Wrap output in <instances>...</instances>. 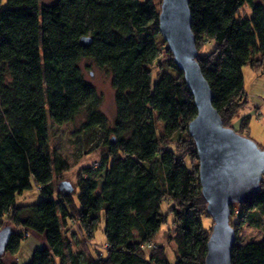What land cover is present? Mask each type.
I'll return each instance as SVG.
<instances>
[{
	"label": "trees",
	"instance_id": "1",
	"mask_svg": "<svg viewBox=\"0 0 264 264\" xmlns=\"http://www.w3.org/2000/svg\"><path fill=\"white\" fill-rule=\"evenodd\" d=\"M196 52L205 42L214 47L195 58L211 91V106L223 126L246 102L242 66L264 68V5L254 0H187ZM0 7V228L5 217L15 228L4 252L15 253L23 233L44 235L46 245L33 251L27 264H203L210 234L201 197L195 145L186 131L195 116L193 97L182 73L168 55L151 84L158 63V12L151 0H6ZM248 6L249 15H239ZM81 37L90 38L86 46ZM90 59L109 73L114 90V120L108 126L98 110L99 97L84 79L79 63ZM84 113L80 131H99L103 140L96 165L80 168L74 194H61L52 178L66 168L42 153L47 122L61 125ZM154 114L163 123L156 132ZM246 121L243 119L240 129ZM243 134V132H238ZM103 135V136H102ZM246 136V135H244ZM247 137V136H246ZM172 146H175L173 149ZM248 201L237 204L238 228L256 225L264 216V181ZM34 185L39 198L15 203V196ZM169 202L162 213L163 203ZM231 216L234 208L230 207ZM104 213L103 256L78 259L70 234L96 230ZM171 215L172 258L156 244L159 228ZM8 226H11V225ZM75 225L76 227H73ZM146 248V251H144ZM230 264H264V237L235 242ZM0 264H4L0 256Z\"/></svg>",
	"mask_w": 264,
	"mask_h": 264
},
{
	"label": "water",
	"instance_id": "2",
	"mask_svg": "<svg viewBox=\"0 0 264 264\" xmlns=\"http://www.w3.org/2000/svg\"><path fill=\"white\" fill-rule=\"evenodd\" d=\"M158 32L172 61L182 73L188 87L195 116L186 131L197 153V175L206 214L212 220L207 238L203 264H230L235 231L229 224L230 207L251 199L260 187L264 175V149L248 137L225 127L211 106V91L196 63V47L190 30V12L187 0H160ZM90 38L81 37L79 44L86 46ZM70 183L57 186L61 194L71 193ZM12 228H0V255L4 253Z\"/></svg>",
	"mask_w": 264,
	"mask_h": 264
},
{
	"label": "rangeland",
	"instance_id": "3",
	"mask_svg": "<svg viewBox=\"0 0 264 264\" xmlns=\"http://www.w3.org/2000/svg\"><path fill=\"white\" fill-rule=\"evenodd\" d=\"M53 0H38L39 6L45 4H50ZM145 1V0H140ZM158 9L160 0H151ZM255 2H261L264 5V0H254ZM6 0H0V7L4 8L6 5ZM250 10L248 6H244L239 15H249ZM155 43L158 46V63H153L151 66V84L156 82L159 78L161 72H170L165 65V60L168 55L164 52L165 46L167 45L159 35L155 39ZM214 47L213 42H205L203 46L198 50L199 55H203L210 51ZM80 69L82 68L84 79L87 80L92 87L96 90L99 97L98 110L103 114L106 119L108 126H111L114 120V90L110 85L109 73L105 69H99L94 66L90 59H82L79 63ZM241 73L243 76L244 93L246 95V102L241 105L239 110L234 115L231 128L234 131L243 132L250 140H253L260 149H264V68L260 65L253 71L248 66H242ZM245 118V127L240 129L243 119ZM85 120L84 113L78 114L71 122L57 125L50 120L47 122V133L46 138L42 142V153L36 155L37 159H42L45 157L43 152L48 156L50 160L53 158L57 159L58 162L61 161L65 164L66 168L59 175H55L52 178L53 188L57 190V186L60 182L67 181L70 183L73 191L74 185L76 183V176L83 168L88 165H96L100 159L99 153L104 149L99 146L95 151L90 153H85L84 151L90 147H94L96 143H100L103 138H101L99 131L96 129H91L90 132H84L81 134L80 127ZM155 128L159 135H162L163 123L157 120L156 114H154ZM103 136V135H102ZM174 149L175 146H172ZM187 164L190 167L198 166L197 160H191L187 158ZM198 169V168H197ZM264 181V175L262 177ZM37 188L32 185L29 190H24L21 194L15 196V203L20 204H31L36 202L39 198V193ZM69 193V194H71ZM169 207V202L162 204L160 211L165 213ZM234 208L233 216L231 213L228 217L229 224L231 226L236 219L239 207L236 203H233ZM100 220L98 226L92 237H86L81 232L78 234H70L69 230L63 231V235L69 237L71 242V248L74 253H80L77 257L82 260H89V258L100 257L104 255L105 252V241L102 234L104 227L103 219L104 213L100 212ZM260 220L256 225L253 223L246 222L244 225L240 226L237 230V243L244 244L249 241H256L264 237V216L260 215ZM203 221V227L210 231L212 220L206 218V215L201 217ZM8 218L5 217L3 220V225L8 226ZM11 225V224H10ZM76 227L73 225L72 229ZM13 230H21L10 226ZM25 233V232H24ZM21 238L20 244L15 253L4 252L2 255V261L4 264H27L30 262L33 251L35 249L43 248L46 245L44 235H41L33 230H26L27 235ZM173 235V223L171 221V215L167 216L166 224L162 225L156 232L154 240L150 243V248L156 244L162 245L166 249V255L172 258L171 250L173 244L170 240ZM146 251V248H144ZM55 264H58V260H55ZM63 264H71L69 258H65Z\"/></svg>",
	"mask_w": 264,
	"mask_h": 264
},
{
	"label": "built area",
	"instance_id": "4",
	"mask_svg": "<svg viewBox=\"0 0 264 264\" xmlns=\"http://www.w3.org/2000/svg\"><path fill=\"white\" fill-rule=\"evenodd\" d=\"M24 235H27V233L25 232Z\"/></svg>",
	"mask_w": 264,
	"mask_h": 264
}]
</instances>
